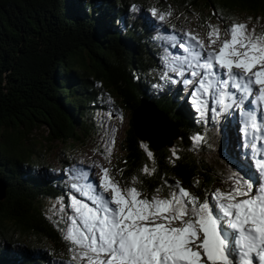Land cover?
<instances>
[{
  "label": "trees",
  "instance_id": "16d2710c",
  "mask_svg": "<svg viewBox=\"0 0 264 264\" xmlns=\"http://www.w3.org/2000/svg\"><path fill=\"white\" fill-rule=\"evenodd\" d=\"M102 1L0 0V264L69 260L70 245L58 217L66 206L62 182L46 176L38 180L28 172L42 165L46 144L72 150L94 137L100 102L95 80L116 98L114 107L127 113L121 156L112 171L122 187L135 186L149 199L159 189V197L166 198L179 182L203 200L211 191L228 187V177L236 171L222 129L206 118H194L177 93L160 87L161 30L148 28L142 20L140 3L145 0H121L130 4L120 11L115 0ZM162 2L156 0V7ZM169 2L177 13L208 10L220 22L236 14L264 18V0ZM142 100L153 103L175 126L169 145L153 148L136 135L130 113ZM196 135L204 141L194 143ZM141 143L153 152L155 163ZM173 149L179 159L172 156ZM64 153L59 149L60 165L74 161L72 152L66 158ZM145 164L155 172L144 174ZM133 176L138 178L135 185ZM45 200L57 203L52 213L43 206ZM16 234L33 240H18Z\"/></svg>",
  "mask_w": 264,
  "mask_h": 264
},
{
  "label": "snow or ice",
  "instance_id": "6c2138e0",
  "mask_svg": "<svg viewBox=\"0 0 264 264\" xmlns=\"http://www.w3.org/2000/svg\"><path fill=\"white\" fill-rule=\"evenodd\" d=\"M137 7L132 5V10ZM150 11L160 21L172 15L170 6L167 12L156 7ZM207 27L209 44L194 32L184 33L179 48L187 55L171 61L165 57L166 67L179 76L191 69L195 79L182 82L194 86L191 95L202 118L208 104L204 96H211L220 112L239 109L243 147L260 157L255 160L258 178L232 172L226 190L217 188L203 200L177 182L166 198L156 189L149 199L141 198L135 186L122 187L101 165H94L100 168L98 183L88 182V172L80 170L84 183L71 187L84 199L71 196L73 214L63 230L70 245L68 264H264V147L257 145L264 141V32L233 20L224 29L229 38L220 40L217 51L211 45L220 39L221 30L218 25ZM161 79H168L167 72ZM108 102L113 103L110 97ZM257 110H262L260 117ZM116 132L111 129V142L105 144L109 162ZM193 141L203 142L204 137L196 135ZM141 147L155 163L148 145ZM172 156L179 159L175 149ZM141 171L151 175L155 168L145 164Z\"/></svg>",
  "mask_w": 264,
  "mask_h": 264
},
{
  "label": "rangeland",
  "instance_id": "374dc122",
  "mask_svg": "<svg viewBox=\"0 0 264 264\" xmlns=\"http://www.w3.org/2000/svg\"><path fill=\"white\" fill-rule=\"evenodd\" d=\"M109 1L110 0H103L102 4L103 5H104V3L109 4L110 3ZM143 1L144 0L139 1V3L143 2ZM128 3L130 4L129 1L126 2V4H124V2L121 0L120 1L115 0L114 8L116 10L120 11V9H122ZM140 4L142 5V18H143V20L146 21V23H147V21H150V23H151L150 25L147 24L148 28H152L154 26H157L158 24L159 25L163 24L164 27H163L162 31L166 34L172 33L171 35H173L174 33H180V34L182 33L184 35V33H186V32H194L195 34L198 35V37L200 39H202L204 41V43L206 45L209 44V37H208L209 29L207 26L203 29H200V28H202L201 26H205L203 24L218 25L220 30H221L220 31V39H217L216 43L211 45V49H215L217 51H218L219 47L221 46L220 40L229 38L227 36V34L225 33L224 29L233 20H235L236 22L247 23L249 30H251L254 27L258 34L260 32L259 28L260 27L262 28V23H264V18H262L260 15L253 16L250 14H236L234 16L229 17L224 23H221L219 18L213 17V13L207 14L208 10H201V9L196 10L194 8H188L187 10L180 11V13H177V10L172 7L169 0H163L162 6L159 7L158 10L163 11V12H167L169 10V6H170L171 11H172V15L169 17H166V19L164 21H160L159 19H157V17L153 16L151 11H150V8L156 7V0H145V2L140 3ZM129 9H131V8L129 7ZM196 16L198 17V19L196 18ZM249 18H251V19L249 20ZM203 19H204V21L202 22ZM160 29H161V27H160ZM203 31H206V34H204ZM161 37L166 39L164 34H162ZM211 39H216V37L213 36ZM165 56L169 59V61L172 60L171 55H170V50L165 51ZM162 71H164V73L167 72V74H170V75H168V78H171V79H170V81L167 82L168 87H170L168 89V91L174 90L177 82L172 83V80L177 81L178 78L181 79V84L183 86H185V84L182 82V80L186 79V78L184 76H179V75L174 76L175 73L169 71L168 67H166L165 58H164V62L162 64V68L156 73L157 77L160 76ZM184 74L187 77V79H193V77L190 76V72L187 73V71H186V72H184ZM94 82L96 84V85L95 84L94 85L96 86L97 96L100 97V102L98 104V108H100V109L96 115L97 125L95 126L96 134L94 135V137L87 140L84 145L74 146L72 148V150H70L69 147L67 148V146L55 148L54 144H52V146H48L46 144L47 146L45 145L42 149V154H43L42 162L43 163L40 166L37 165L35 167H32L30 169V171L28 172L30 176L38 178V180L41 179L43 181H44L45 176L50 181H54V180L60 178L59 160L57 159L58 156L60 155L59 149L63 150L65 152L64 153L65 158L67 157V155H69L72 152V155H73L72 159H76L80 163H87V164H93L94 163L96 165L100 164L102 167L110 169V173L113 176L112 171L114 168V164L116 163V161L121 156V148L120 147H121L123 137H124V134H125V131L127 128V122H126L127 113H125L126 111L121 109L118 105L115 108L114 105L117 103L116 98L113 97V95L111 93H109L106 89H101V87L99 88V85H100L99 81L95 80ZM193 91H194V88L188 94L189 98H191V99L194 98L191 95V93ZM109 97L111 98L113 103L108 102ZM208 98H209V103L211 104V106L216 107L218 110V105L215 104L214 99L211 96H209ZM142 101H144V100H142ZM102 106H105L106 108L102 109L101 108ZM145 109H146L145 107L141 108L142 111H144ZM109 112L113 113V117L111 119L108 116ZM121 114H122V119L120 118ZM113 128L117 129V132L115 134V145H114V147H112L110 162H109V159H105V155L107 154L105 144L106 143L110 144V142H111V129H113ZM170 129H171V126H170ZM174 130L175 131L173 132L172 137L170 139H168V144H170L172 138L174 136H176V129L174 128ZM140 133L148 135V136H151V134H152L150 132L146 133V132H144V130H140ZM37 134H40V133L36 132L35 135H37ZM233 140H235V136H233ZM39 141H41V139ZM158 147H161V146H157V148ZM226 147H228V145H226V143L224 142L225 150H226ZM230 147H232V146H230ZM229 153L233 155V158L235 160L238 159L237 153H234V154L231 152H229ZM97 177H99V176L97 175ZM228 187H225V188L219 187V189L226 190ZM66 192L70 193L69 199H67V201H66V207L64 208V212L58 214V217L60 219V226H62L63 236H64L63 230L66 228L67 223H68V216L73 214L72 208L69 207L70 198H71V196H73V194L71 193V188L69 186H67ZM160 198H162V197H160ZM42 204H43V206H45L46 210L49 213H52L57 207V203L53 200H51L49 202H47V200L42 201ZM16 235L19 237L17 239L21 240V241L22 240L23 241H26V240L32 241L33 240L31 235H29V236L27 234H24L23 236L18 235V234H16ZM24 239H26V240H24ZM55 263L57 264L58 260H55ZM72 264H76V262L73 261Z\"/></svg>",
  "mask_w": 264,
  "mask_h": 264
},
{
  "label": "bare ground",
  "instance_id": "6f19581e",
  "mask_svg": "<svg viewBox=\"0 0 264 264\" xmlns=\"http://www.w3.org/2000/svg\"><path fill=\"white\" fill-rule=\"evenodd\" d=\"M142 107H145L146 109L144 111L141 110ZM131 119H138V122L136 123V130L138 127L141 128L143 125L147 131L152 133V138L147 137L149 140V143L153 148H156L157 146H165L168 144V139H170L173 135V132L175 131L172 124L166 122L164 118L161 116V113L156 109L153 103L148 101H142L140 103L139 109H137L136 112H134L133 115H131ZM171 126V129H170ZM176 129V128H175ZM151 130V131H150ZM234 133H230L228 138L226 140L223 138V143L225 142L228 147H226V153H228L230 156L233 151H231V142L233 140ZM175 137V136H174ZM224 145V144H223ZM230 149V150H229Z\"/></svg>",
  "mask_w": 264,
  "mask_h": 264
},
{
  "label": "water",
  "instance_id": "95a60500",
  "mask_svg": "<svg viewBox=\"0 0 264 264\" xmlns=\"http://www.w3.org/2000/svg\"><path fill=\"white\" fill-rule=\"evenodd\" d=\"M141 102H142V101H141ZM138 109H139V108H138ZM136 111H137V109L133 110V112L131 113V115H133L134 112H136ZM131 122H132V124H133V128H134V131H135L136 135H137L139 138H141L142 140H146V141L149 142V140L147 139V137L152 138V134H151V136H148V135H145V134L140 133V130H144V132L149 133V132L144 128L143 125L141 126V128L138 127V129L136 130V125H137L136 123L138 122V119H136V121H134V119H131ZM0 191H1V187H0Z\"/></svg>",
  "mask_w": 264,
  "mask_h": 264
}]
</instances>
